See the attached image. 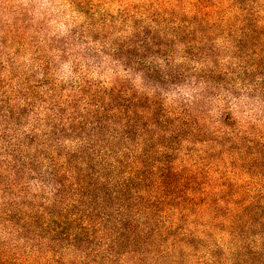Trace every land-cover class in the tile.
<instances>
[{"label": "trees", "instance_id": "16d2710c", "mask_svg": "<svg viewBox=\"0 0 264 264\" xmlns=\"http://www.w3.org/2000/svg\"><path fill=\"white\" fill-rule=\"evenodd\" d=\"M65 2L0 0V264H264V0Z\"/></svg>", "mask_w": 264, "mask_h": 264}, {"label": "rangeland", "instance_id": "374dc122", "mask_svg": "<svg viewBox=\"0 0 264 264\" xmlns=\"http://www.w3.org/2000/svg\"><path fill=\"white\" fill-rule=\"evenodd\" d=\"M105 6L112 7V9L117 8V4L113 1H107ZM13 7L15 10L28 8V17L33 19L34 26L40 25L42 36L50 39H60L67 33L69 26L72 25L71 21L74 13L66 5L65 0H15ZM69 70V63L64 64L60 68L59 75L66 76L69 74ZM249 107L246 109H250ZM258 107L264 109V104H259ZM263 114L264 112H258V116L262 120L264 119Z\"/></svg>", "mask_w": 264, "mask_h": 264}, {"label": "clouds", "instance_id": "9594fccd", "mask_svg": "<svg viewBox=\"0 0 264 264\" xmlns=\"http://www.w3.org/2000/svg\"><path fill=\"white\" fill-rule=\"evenodd\" d=\"M196 92V89H192L190 91L179 89L177 91L171 93H162L163 96L166 97V103H180L181 101L186 100L188 104H191L193 99H198V97H194L192 93Z\"/></svg>", "mask_w": 264, "mask_h": 264}]
</instances>
